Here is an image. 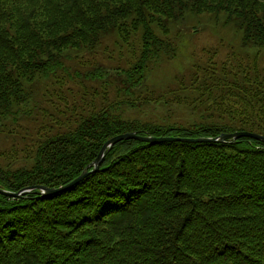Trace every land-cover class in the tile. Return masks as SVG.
<instances>
[{"label":"trees","instance_id":"obj_1","mask_svg":"<svg viewBox=\"0 0 264 264\" xmlns=\"http://www.w3.org/2000/svg\"><path fill=\"white\" fill-rule=\"evenodd\" d=\"M199 14L235 20L254 54L231 58L219 74L195 66L186 87L184 79L163 91L138 87L161 54L175 56L168 24ZM105 36L122 42L111 50L120 61L139 41L126 50L131 66L110 73L122 86L104 87L99 104L66 110L72 87L60 58L97 53ZM108 73L98 66L91 78ZM40 80L64 87L55 101L65 109L56 112L68 124L36 143L22 166L0 165L1 190L65 187L119 134L179 140H123L70 188L0 194V264H264V143L184 141L264 136V0H0V122L18 120L14 111ZM128 108L144 118L122 119Z\"/></svg>","mask_w":264,"mask_h":264},{"label":"rangeland","instance_id":"obj_2","mask_svg":"<svg viewBox=\"0 0 264 264\" xmlns=\"http://www.w3.org/2000/svg\"><path fill=\"white\" fill-rule=\"evenodd\" d=\"M226 17V14L188 15L184 20L168 24V36L173 41L170 43L174 48L175 56L168 59L161 54L158 58L160 63L148 66L149 72L151 70L150 75L141 81L138 87H150L155 91H163L167 88L178 87L177 83L179 84L183 79L182 87H186L195 66L207 64L211 70L217 71L219 74V70L223 69L222 65H226L231 58L252 56L254 51L251 47L244 48L242 45V35L235 20L228 21ZM153 29L160 37H164L156 27L153 26ZM114 41L115 39L111 36H105L101 46L96 49L97 53L70 52V57L60 58L66 71L70 74V76L62 74L64 87H72L69 91L66 110H70L71 106L79 102L88 105L99 104L102 101L104 87L122 86V80L119 77L110 76V73L116 66L125 69L131 66L129 62L134 61L135 58L128 55L126 50L131 46L135 50L138 49L139 41L136 38L130 42L131 45L124 47L123 59L125 60L121 61L111 50L122 45V42L119 41L116 45ZM98 49H104L105 56H110V59L102 56ZM206 51L211 52V55L208 56L209 60L205 58ZM98 66L104 67L109 72L106 79L98 80L96 78L94 80L91 78L93 71ZM52 81H32L29 84L31 86L27 88L28 99L24 105L14 111L18 120L14 121L13 115V117L0 122V165L8 164L16 168L22 166V161L28 162L26 158L35 149L36 143L48 135L55 134L59 129L66 128L67 119L58 116L56 112L57 107L65 109V102L62 100L65 90L64 87L52 85ZM58 93L62 99L59 98L55 101V94ZM108 94L106 93V96ZM108 98L111 102L116 100L112 94ZM144 110L149 114L150 111L147 108ZM161 110L162 108L158 107L152 111L159 113ZM119 113L124 120L144 118L143 113L131 108L120 110ZM179 114L185 118L187 113ZM190 120H193L192 115ZM191 128H196V125L192 124Z\"/></svg>","mask_w":264,"mask_h":264},{"label":"water","instance_id":"obj_3","mask_svg":"<svg viewBox=\"0 0 264 264\" xmlns=\"http://www.w3.org/2000/svg\"><path fill=\"white\" fill-rule=\"evenodd\" d=\"M240 138L255 139L257 141H261L262 143H264V136L257 135L254 133H249L246 131H237L234 133L223 134V135H220L218 138H215V139H213V138H199V139H195V140H184V141L195 142V143H202V142L203 143H217V142H224L227 140H237ZM130 139H135V140H138L141 142H147V143H151V144H158V143H162V142H170V141L179 140V139H175V138H157V137H151L148 135L141 136V135L137 134L136 132L116 135V136L112 137L111 139H109L108 141H106L102 145V147H101L99 153L97 154V157L95 158V160L90 165H88L83 170V172L76 179H74L71 183H69L67 186L56 189V190L55 189H48L46 187L36 186V187H30L28 189H25V190L21 191L20 193H10V192H7V191L0 189V194L4 195V196H9V197H16V196H19L20 194L27 192L28 190L39 189L42 191L43 194L46 195V194H54L56 192L70 188V187L78 184L80 181H82L89 174L97 171L107 149H111L116 143H118L120 141L130 140ZM89 169H92V170L89 171Z\"/></svg>","mask_w":264,"mask_h":264}]
</instances>
